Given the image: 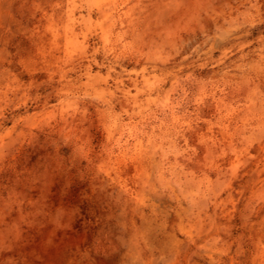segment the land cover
Wrapping results in <instances>:
<instances>
[{
    "label": "clouds",
    "instance_id": "obj_1",
    "mask_svg": "<svg viewBox=\"0 0 264 264\" xmlns=\"http://www.w3.org/2000/svg\"><path fill=\"white\" fill-rule=\"evenodd\" d=\"M0 264H264V0H0Z\"/></svg>",
    "mask_w": 264,
    "mask_h": 264
}]
</instances>
